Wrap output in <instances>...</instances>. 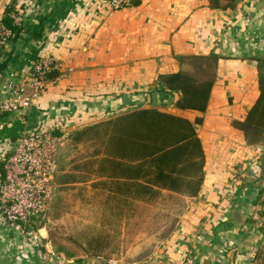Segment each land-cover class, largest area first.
<instances>
[{"label":"crops","instance_id":"obj_1","mask_svg":"<svg viewBox=\"0 0 264 264\" xmlns=\"http://www.w3.org/2000/svg\"><path fill=\"white\" fill-rule=\"evenodd\" d=\"M14 5L24 16L20 31L0 49V98L11 96L12 83L29 91L40 58H57L61 68L47 78L29 108L0 116V164L18 138L38 126L79 128L132 106L168 109L160 103L172 99L175 115L203 117L196 128L206 153L205 180L189 221L202 227L193 237L185 235L192 251L178 246L175 236L159 253V264H225L227 258V264H252L254 239L247 216L264 185L243 182L260 179L264 167L256 161L261 148L249 144L234 122L245 118L260 94L264 0H131L119 9L108 0H0V18ZM189 56L215 58V81L204 112L178 107L180 92L162 83L164 75L186 70ZM151 98L158 103L149 104ZM146 99L148 104L139 105ZM235 177V189L226 191V182ZM16 231L0 216V264L105 261L53 258L40 248L38 231Z\"/></svg>","mask_w":264,"mask_h":264},{"label":"trees","instance_id":"obj_2","mask_svg":"<svg viewBox=\"0 0 264 264\" xmlns=\"http://www.w3.org/2000/svg\"><path fill=\"white\" fill-rule=\"evenodd\" d=\"M15 6H8L3 18L12 29L11 38L20 31L22 23L16 24L12 17ZM190 58L193 61H189V69L202 72L204 76L207 74L206 77L198 78L180 71L164 75L162 83L167 89L180 92L176 102L178 107L204 112L215 81V68L208 71L205 66L215 67V58ZM57 75V70L48 73V77ZM259 90L258 98L245 118L234 122L253 145H264L263 62L260 64ZM202 122L201 116L191 120L184 114L145 107L84 126L73 134L76 145L89 149L87 157L82 155L76 165L79 175L73 176L79 178L74 181L91 182L96 190L115 203L116 208L131 206L136 200H155L163 190L197 196L202 191L206 169V153L196 128ZM260 179L264 181V172ZM260 179L244 180L243 184L264 185ZM263 192L264 188L258 192L254 203L264 204ZM252 261L253 264H264L259 253H254Z\"/></svg>","mask_w":264,"mask_h":264},{"label":"rangeland","instance_id":"obj_3","mask_svg":"<svg viewBox=\"0 0 264 264\" xmlns=\"http://www.w3.org/2000/svg\"><path fill=\"white\" fill-rule=\"evenodd\" d=\"M188 58L189 61H193L190 56ZM208 65L205 68L213 71L215 67ZM189 67H186L184 71L198 78L207 76ZM148 101L149 99H146L139 105L148 104ZM155 101L158 103V100L153 98L149 104H157ZM171 103H173L172 99L161 102L160 105H164L171 113H175L178 110L175 107L172 108ZM145 107L151 108V105ZM137 108L139 107L132 106L98 117L90 120L88 124L81 123L84 125L79 128H65L68 136L58 150V173L46 217L35 219L31 224L22 223L20 229L18 228L19 232L38 231L42 234L44 241H39V246L44 251L48 250L47 252L52 253L53 258L61 256L63 260L83 261L85 258L94 257L104 259L102 264H107L106 261L110 259L126 264L153 262L159 264L162 263V260L158 258L159 253L170 245V241L175 236H177L178 246H188L187 250L192 251L193 243L187 241L185 235L193 237L200 231L199 226L202 227L201 222L195 224L189 222L195 213L192 208L196 204L195 196L165 190L155 200H136L131 206L116 208L115 203L108 200L105 193L96 190L91 182L74 181L79 178L73 176L79 175L76 165L81 161L82 155L87 157L89 151L87 147L75 144L74 132L84 126ZM57 127L61 125H55L54 132L58 134L62 130ZM258 147L261 148V155L256 159L257 165L260 161L264 164V145H258ZM237 167L241 168V166ZM233 179L236 177L226 182V191L235 189L236 182ZM262 196L264 198V192ZM254 202V200L251 202L247 217L249 226L252 227L254 253H259L264 261V204ZM229 261L228 258L224 260L225 264Z\"/></svg>","mask_w":264,"mask_h":264},{"label":"built area","instance_id":"obj_4","mask_svg":"<svg viewBox=\"0 0 264 264\" xmlns=\"http://www.w3.org/2000/svg\"><path fill=\"white\" fill-rule=\"evenodd\" d=\"M113 9L131 3V0H108ZM23 11L12 12L16 24L23 20ZM12 36V29L0 18V49ZM61 62L54 57L38 59L32 69L27 91L25 86L12 83V94L0 98V116L29 108L44 90L48 73L59 70ZM54 128L38 126L23 133L15 148L0 164V216L11 228L18 230L22 223L45 219L55 188L58 173L57 155L67 140L65 128L55 133ZM107 264H126L110 259Z\"/></svg>","mask_w":264,"mask_h":264},{"label":"water","instance_id":"obj_5","mask_svg":"<svg viewBox=\"0 0 264 264\" xmlns=\"http://www.w3.org/2000/svg\"><path fill=\"white\" fill-rule=\"evenodd\" d=\"M169 109V108H168ZM168 109H163L161 111L171 113ZM175 114V113H174Z\"/></svg>","mask_w":264,"mask_h":264}]
</instances>
